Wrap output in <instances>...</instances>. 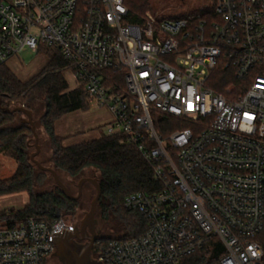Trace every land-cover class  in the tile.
Listing matches in <instances>:
<instances>
[{"label": "built area", "instance_id": "2783aa9c", "mask_svg": "<svg viewBox=\"0 0 264 264\" xmlns=\"http://www.w3.org/2000/svg\"><path fill=\"white\" fill-rule=\"evenodd\" d=\"M211 8L134 20L125 0H0V66L59 51L111 114L107 135L124 136L161 185L124 199L146 230L97 241L102 264H184L200 251L213 264H264V0ZM62 230L75 226H0V264H47Z\"/></svg>", "mask_w": 264, "mask_h": 264}, {"label": "trees", "instance_id": "16d2710c", "mask_svg": "<svg viewBox=\"0 0 264 264\" xmlns=\"http://www.w3.org/2000/svg\"><path fill=\"white\" fill-rule=\"evenodd\" d=\"M125 3L134 20L153 10L152 0H125ZM205 11H212V8L195 13ZM39 53L46 55L48 64L29 82L21 81L6 64L0 66V155L17 163L15 174L10 179L0 180V197L19 193L29 195V202L24 207L0 212V226H18L29 220L53 223L64 219L71 223L64 216L75 215L79 207L81 199L69 200L56 185L53 191L34 193L36 165L27 153L33 133L20 119L22 113H10L7 109L12 111L23 106L33 111V105H42L44 112L40 125L52 146L50 167L57 171L59 177L63 173L71 179L79 178L87 170L93 171L92 177L97 179L102 191L98 207L100 216L113 215L122 225L124 234L120 238L102 235L98 241L104 244L142 235L146 230L145 218L137 212L126 211L123 203L130 194L156 192L161 188L153 177L151 166L133 145L124 141L121 134L104 135L74 146L63 145V139L56 135V123L72 112L87 111L91 102L81 87L69 89L63 75L69 69V63L59 51L42 48ZM39 171V176L48 174L52 178L51 174ZM215 260V253L200 251L187 258L184 264H213Z\"/></svg>", "mask_w": 264, "mask_h": 264}, {"label": "rangeland", "instance_id": "374dc122", "mask_svg": "<svg viewBox=\"0 0 264 264\" xmlns=\"http://www.w3.org/2000/svg\"><path fill=\"white\" fill-rule=\"evenodd\" d=\"M213 0H152L153 10L146 12V14H158L165 18L175 19L185 14H195L198 10L211 7ZM206 12V11H205ZM48 64V58L43 53L33 54L29 50H25L20 55L13 57L7 66L10 70L23 82H29L35 78ZM66 78L69 89L74 90L79 88V84L72 78V72L67 69L63 72ZM32 112L34 114V122L36 125V132L39 136L40 153L36 159L45 167L51 166L52 146L51 141L45 134L40 125V118L43 115L44 109L42 105H33ZM25 119L22 115L21 118ZM112 119L111 114L106 110L91 105L87 111H75L65 115L56 123V135L63 139V145L74 146L80 143L89 142L107 135V125ZM170 130L178 129L176 123ZM36 152L35 139L32 136L29 140V149L27 151L28 158ZM17 163L8 156L0 155V180L10 179L16 172ZM37 181L35 184L34 193L41 194L55 189L54 180L50 175L39 176L40 171L34 167ZM93 171L87 170L76 179L68 178L67 175L61 173L62 181L69 188L72 195L76 196L78 193V184L82 178H93ZM95 188L91 184L85 183L83 185V195L79 201V207L75 215H65L64 218L71 221L76 227L85 219L86 214L90 210V205L93 196L95 195ZM29 202V195L27 193H19L10 196L0 197V212L10 208L20 209ZM96 220L98 227L102 230L103 236L120 238L123 230L122 225L113 215L107 217L100 216L98 209ZM47 264H61L57 258L50 257Z\"/></svg>", "mask_w": 264, "mask_h": 264}, {"label": "water", "instance_id": "95a60500", "mask_svg": "<svg viewBox=\"0 0 264 264\" xmlns=\"http://www.w3.org/2000/svg\"><path fill=\"white\" fill-rule=\"evenodd\" d=\"M7 112L14 113L19 112L25 116L22 122L28 124L34 139L36 152L31 155V161L34 163L39 170L51 174L57 187L65 194L69 200L78 201L83 195V185L90 183L95 188V195L92 198L90 210L86 214L85 219L81 224L75 227V233L71 234L69 231L62 230L60 233L53 234V243L56 244V251L53 257L57 258L61 264H102L101 261H97L92 256V249L97 240V220L96 215L99 207V201L102 196L100 185L95 178H82L78 184V194L72 195L69 188L62 182L56 170L51 167L43 166L36 157L40 153L39 136L36 132V125L34 122V114L31 110L19 106ZM87 240L86 245L80 244L81 241ZM51 255V257H52Z\"/></svg>", "mask_w": 264, "mask_h": 264}, {"label": "flooded vegetation", "instance_id": "af4514ba", "mask_svg": "<svg viewBox=\"0 0 264 264\" xmlns=\"http://www.w3.org/2000/svg\"><path fill=\"white\" fill-rule=\"evenodd\" d=\"M78 187V186H77ZM78 194V193H77ZM78 227V226H77ZM96 232H97V240H96V242L98 241V239L102 236V234H103V232H102V230L98 227V224H97V226H96ZM95 242V243H96ZM88 243V241L87 240H84V241H81L80 242V244H82V245H86ZM95 245V244H94ZM94 248V247H93ZM92 251H93V249H92ZM93 254V253H92ZM93 256V255H92ZM94 258V257H93Z\"/></svg>", "mask_w": 264, "mask_h": 264}, {"label": "crops", "instance_id": "0c3cea01", "mask_svg": "<svg viewBox=\"0 0 264 264\" xmlns=\"http://www.w3.org/2000/svg\"><path fill=\"white\" fill-rule=\"evenodd\" d=\"M9 61H10V60H9ZM9 61H8V62H9ZM110 122H111V120H110ZM110 122H109V123H110ZM108 125H109V124H108ZM108 125H107V126H108Z\"/></svg>", "mask_w": 264, "mask_h": 264}]
</instances>
